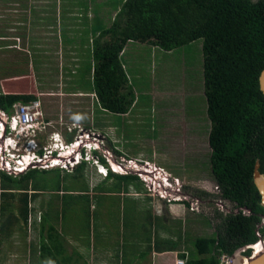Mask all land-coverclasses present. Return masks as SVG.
I'll return each mask as SVG.
<instances>
[{"label": "trees", "instance_id": "trees-1", "mask_svg": "<svg viewBox=\"0 0 264 264\" xmlns=\"http://www.w3.org/2000/svg\"><path fill=\"white\" fill-rule=\"evenodd\" d=\"M196 40L201 41L210 172L219 195L240 211L220 217L211 235L195 239L198 257L180 256L186 264H220L222 255L231 257L238 248L264 236V206L253 182L256 161L264 173V95L258 81L264 69V0H124L109 26L93 40V70L86 68L78 74H91L89 93L95 95L101 110L125 114L136 100L122 60L127 44L145 43L166 53ZM37 99L31 91L3 89L0 109L11 115L15 104ZM187 112L194 114L196 110L188 106ZM66 139L67 143L73 141L69 134ZM37 152L43 153L42 149ZM98 160L106 165L103 157L98 156ZM85 165L82 160L63 175L62 170L35 167L15 174L0 170V241L27 229L34 210L31 203L48 183L52 184L50 178L55 180L57 191L74 194L60 182L69 176L82 177ZM40 171L55 173L48 183H42L36 179ZM107 176L125 187L139 179L135 174L109 172ZM115 186L119 184L115 182ZM64 210L65 204L56 218H63ZM46 212L38 221V236L46 233V240L39 245V264H68L58 257L59 249L55 252L61 242L54 225L46 226L47 218L54 219ZM249 253L250 249L243 252Z\"/></svg>", "mask_w": 264, "mask_h": 264}, {"label": "rangeland", "instance_id": "rangeland-1", "mask_svg": "<svg viewBox=\"0 0 264 264\" xmlns=\"http://www.w3.org/2000/svg\"><path fill=\"white\" fill-rule=\"evenodd\" d=\"M24 28H27V25H24ZM56 43H59V41L55 40L54 36V45ZM59 47L54 49L52 53L54 59L52 67L45 63L44 65L38 63L36 55L28 56L24 51L15 53V51L11 50L3 55L2 53L0 54V92L3 88L31 91L38 96L41 102L42 117L37 124L38 130L34 139L43 152L44 147L51 145L52 140L50 138L53 132H59L61 138L66 131L70 132L69 130H72L70 133L73 134V140L76 138L83 140L77 147V149L79 148L78 151L75 150L74 153H70L72 156L68 154V156L62 157L61 162L58 161L60 164L66 163V167L61 164V166L50 169L44 168V165H38L35 168L70 171L77 165L76 163L74 164L75 159H79L80 162L82 161L80 154L83 151L88 156L86 157L87 160H85L87 166L83 170V176L86 180L69 176L65 178L64 182L61 180L60 183H62V186L67 185L73 191H82L85 188L86 181L87 187L92 188L95 180L97 181L95 174L97 173L96 166L92 164L93 160L90 159L91 153H88L86 148L85 150L83 149V146L91 145V147L96 146L99 149L97 153L105 159L107 166L113 165V162L124 164L129 159L135 160V157L132 156L136 155V160H147L164 168L171 176V180L176 178L182 185L180 196L176 195L178 198H175L178 202L184 201V199H186L185 201H190L193 193L198 196L199 189H207V184L212 175L209 163V122L206 115L203 114L205 99L200 72L202 71L200 40L166 53L145 43L140 45L138 42L136 46L128 48L131 60L139 59L140 61L134 66L131 64L128 66L132 69L133 76L130 77V81L133 84L136 98H138V104L133 106L131 113L127 116L101 111L93 95L86 96L85 94H79L89 92L91 79L89 75H84V73L78 74L77 72L60 70L58 65H62V61L63 64H66L65 59L68 51L60 47L62 50L60 52ZM134 47H136L135 51ZM15 67H20L26 71L14 72ZM27 69H32V71H28ZM35 70L38 72H35ZM137 71L139 79L136 78ZM21 74H29V76L25 78L18 77L19 79L17 80L15 78L8 80V78L20 76ZM4 79H7V81H4ZM188 106L189 108L191 106L194 107L196 113L188 114ZM68 117H70L69 120ZM73 119L78 120L82 125L77 127L78 125L73 122ZM109 124L116 125V128L111 131L112 136L109 133ZM16 129L19 130L20 127L17 126ZM14 132L15 130L9 129L2 132L1 139H5L9 134L14 138ZM54 137H57V135L55 134ZM25 139L22 138L19 152H16L15 156L18 153L20 155L30 151V148L26 150L24 148ZM8 143L12 145L11 147H14L12 144L13 140ZM32 145L34 144L32 143ZM9 150L12 149L10 148ZM12 151L14 152L15 149ZM64 151L54 150V155L58 153L62 154ZM140 168L145 167L142 165ZM116 169L119 170L118 168ZM0 170H2L1 167ZM53 173L55 172L49 174L41 171L37 172L36 179L42 183H48V178L53 176ZM114 173L120 174L119 172ZM172 173H174V177H172ZM50 180H52V184L48 183L46 190L41 192L43 194L37 195L35 201L31 203V207L34 210L30 214L27 229L17 231L9 239L0 241V264L40 263L36 247L46 240V233L41 237L38 236V226H40L38 221L46 211L51 212L49 216L54 217V220H56L57 215L55 214L57 211H61L62 205L64 206L65 204L63 218L59 215L57 221L59 223L55 225V234H57L60 242L64 244L62 246L63 253L65 251L69 253L68 250L73 249V242L78 240L75 231L78 229L83 231V228L89 226V224H93V216L98 217L99 215L107 214V219L117 216L113 215L110 211L106 213L107 209L105 212L100 213L92 212L93 210L90 212L91 203L88 202V197L81 193L77 194L76 192V194L65 195L64 197L57 195L53 189L55 187V180L51 178ZM115 182L120 187H125V185L119 183L117 180L109 182L107 179L105 182H101L100 185L96 184L95 186H98L96 190L92 191V189H89L91 198L95 197L101 200L97 205L98 210H104L102 207L104 201L102 199L105 200L106 198L95 195L99 190L118 192L119 186H115ZM132 184L135 189L140 188L141 192L146 191V194L154 198V209H157L160 213L164 207L168 209L171 215L169 213L167 215L166 211L163 212L165 222L162 218H159L156 225L159 228H165L171 236L175 235L176 237L177 234L180 235L181 244H183V250L187 252V256L191 258L198 257L194 244L195 239L198 236H208L212 232L209 227L207 214L209 212L213 213L215 208L220 212H224V210H220L212 202L204 203V198H200L203 200L200 203V207L192 200V203L196 204L199 211L197 209L189 211L185 205L174 204V201L169 202V200H174L173 197L175 196V184L172 181L169 186L170 188H164L165 193L156 184H143L144 188L139 180L133 181ZM132 190L129 189L127 192L130 191L132 193ZM186 191L187 194H185ZM160 194L164 195V198H160ZM46 198L49 201H46ZM120 198L122 203L129 199L126 196L119 197V195L109 198V207L113 211H116L119 216L117 220H112L116 225H120L118 220L126 224V221L133 217L132 214L133 212L135 213L138 206L134 199H130L125 205H121ZM105 201L108 202V198ZM120 206L123 207V211ZM147 206L144 207L146 208ZM150 207L151 204H149L148 210H146L148 214L151 213ZM184 207H186V210ZM70 210L75 212L78 217L81 216L83 218L79 221L70 222L69 216L72 214ZM85 215L87 216V220L84 219ZM106 218L102 217L105 220ZM83 219L85 222H82ZM89 219H91L90 223H88ZM153 219L151 218V220ZM47 220L50 222L51 218H47ZM144 223H150V218H146ZM162 223H166V227ZM156 225L151 226L155 227ZM113 231H117V229H113ZM115 233L119 234V232ZM91 242L93 243V238ZM98 242L100 243L96 235L94 242L98 247L96 251L110 245V242L101 245H98ZM106 251L117 252L115 249Z\"/></svg>", "mask_w": 264, "mask_h": 264}, {"label": "crops", "instance_id": "crops-1", "mask_svg": "<svg viewBox=\"0 0 264 264\" xmlns=\"http://www.w3.org/2000/svg\"><path fill=\"white\" fill-rule=\"evenodd\" d=\"M123 1L124 0H55L53 2V0H0V54L2 53L3 55L6 52H10L11 50L15 51V53L24 51L25 54H27L28 56L36 55L38 63H42L43 65L45 63L46 65L48 64L50 67H52L54 61L52 53L54 52V49L60 46L61 48L63 47L66 51H68L65 59L66 64H63L62 61V65H58L60 70L63 69L67 72L78 73L84 71V69L86 68H90V71H92L93 59L91 46L93 40L98 36L102 28H106L109 26V24L115 18L116 13L120 9ZM24 25H27V28H24ZM54 36L55 40L59 41V43H56L55 45ZM139 44L141 45L142 43ZM136 45L137 42H129L122 54L123 65L127 71L129 79L133 76L132 69L128 67L129 64L134 66L140 60L136 59L132 61L129 55L130 51L128 48ZM135 48L136 47H134V51ZM60 52H62L61 49ZM27 70L32 71V69ZM16 71L24 72L26 70H23L20 67H15L14 72ZM138 71L136 73L137 79H139ZM35 72L38 71L35 70ZM28 76L29 74H21L20 76L8 78V80H12L13 78L17 80L21 77L25 78ZM89 77L91 79V74L89 75ZM4 81H7V79H4ZM3 89L5 91L8 90V88ZM79 94H85L86 96L93 95V97H95L93 93L89 92ZM137 104L138 98H136L133 106H136ZM132 108L129 112L120 115H129L132 111ZM69 119L70 117H68V120ZM73 122L78 125L77 127H79V125H82L81 122H79L78 120H74ZM109 126V133L110 136H112L111 131L116 128V125L109 124ZM37 130L38 129H36L35 131L34 137H36L37 135ZM69 131L72 132V130ZM70 132L66 131V133H62L63 136H61V141L63 144L67 143L66 137L68 134L73 137V134ZM56 133H58L60 136L59 132H53L50 138L51 140H53V136ZM34 137H31V139H34ZM132 157H135L136 159V155ZM64 172L67 173L66 171H60L61 174H64ZM95 174L97 176V181L95 180V183L92 188H88L85 181L86 179L83 175L82 177L80 176L79 178L85 179V188L82 191H74V194H76L77 192V194L81 193L88 197V202L91 203L90 212L93 210L92 212L100 213L105 212L107 209L106 213H109L110 211L113 215L117 216H113L111 219H107V214L99 215L98 217L92 215L94 221L93 224H89V226L83 228V231H80L79 229L75 231L78 240H75L73 242V249H69V253H67L66 251L63 253L62 246L64 244L62 242L59 246H55V252L58 249L60 250V254L58 255V257L60 259L62 258V263L67 262L68 264H175L176 260L181 258L186 264V259L188 256H186V259L180 256L181 253H185L187 255V252L183 250L184 247L183 244H181L180 235L177 234L176 237L175 235L171 236V234L167 233L165 228H163V230L162 228H159L156 225L159 218H162L164 221L163 212L166 211L168 215L169 212L166 207L162 209L161 213L157 211V209H154V198L146 194V191L141 192L140 188L135 189L131 182L130 184H128L127 187H119L118 192L99 190V192L95 196L99 195L103 198H106L105 200H107L108 198V202L102 199L104 201V204L102 206L104 210H98L97 205L100 203L101 200H98L95 197L91 198L89 189H92V191H94L98 187L95 186L96 184L100 185L101 182L103 183L107 179L109 180V182H111V180H115V178H106L107 176H104L103 174L98 172ZM173 174L174 173H172V177H174ZM139 181L142 183L143 186L144 183L141 180ZM53 189L54 192L57 195H61V197L67 195V192H62L63 189H61L60 191H57L59 189H57V187H54ZM129 189H133V192H127ZM116 195H119V197H129L128 201H125L123 203L120 198L121 205H125V203L129 202L130 199L136 200L138 204L135 213L133 212L132 214L133 217H129L131 219L128 218L129 220L126 221V224L120 222V220H118L120 225H116L112 222V220H117L119 216L116 211H113L109 207V198ZM36 198L37 196L35 197V199ZM46 201H49L48 198H46ZM146 204L148 206L149 204H151V207L149 208L151 210L150 214L146 213V210H148V206ZM174 204L184 205L183 203ZM144 206L147 207L145 208ZM120 207L123 211V207ZM184 209L186 210V207H184ZM71 212L73 215L71 214L69 216L70 222L79 221L83 218L81 216L78 217L75 212ZM46 213L47 212L43 213L42 216L44 214L47 216ZM103 216L106 218V220L102 219ZM86 217L87 216L85 215L84 219L87 220ZM146 218H150V223H144V220ZM151 218L154 219L151 220ZM84 219L82 222H85ZM90 220L91 219H89L88 223H90ZM102 220L103 222L101 223ZM57 221L58 218H56V220L51 218V221H48L49 223L46 222V226L52 223L55 227L56 223H59ZM34 223H36V221H34ZM150 224L156 226L153 227ZM163 225L165 226L166 223ZM113 229H117V231H113ZM115 232H119V234ZM96 235L97 239L100 241V243L98 242V245H101L106 242H110V245H108L104 249H99L98 251H96V248H98L94 243ZM92 238L93 243L91 242ZM36 248V253L40 258V246L37 245ZM109 249H115L117 250V252L112 253V251H106Z\"/></svg>", "mask_w": 264, "mask_h": 264}, {"label": "built area", "instance_id": "built-area-1", "mask_svg": "<svg viewBox=\"0 0 264 264\" xmlns=\"http://www.w3.org/2000/svg\"><path fill=\"white\" fill-rule=\"evenodd\" d=\"M42 117L41 112V102L38 100L30 101L28 103H17L13 106V112L11 115H8L3 110L0 109V167L2 170L7 171L8 173H21L25 169L35 167L38 165H44V168H51L55 166H61L63 164L65 167L67 166L66 163H59L62 161V157L64 156H72L70 153H74L77 147L80 145L83 140L81 138H76L70 143H60L57 147L60 149L59 151L65 150L62 154H57L54 156V149L49 147H44V152L39 154L37 151L40 146L34 141L31 140L30 142L34 145L32 146L34 149L30 150L28 153L24 154H16L9 150L12 146L9 141L12 142L13 145L17 150L20 149L22 138L28 136H34L35 131L38 128L37 124ZM17 126L20 127L17 130ZM15 130L14 138L11 134L7 136L5 139H1V133L7 130ZM8 144V145H7ZM91 145H87L85 147L89 148ZM25 150L29 147L28 145L24 146ZM43 151V150H42ZM67 152V153H66ZM81 153V150H80ZM14 157V159H13ZM76 158V157H75ZM80 158H82L80 154ZM70 159V158H69ZM68 160V159H67ZM125 160V158H124ZM59 161V162H58ZM80 162L79 159H75L74 164ZM127 163H114L110 166V170L113 172H119L120 174H128V173H135L138 178L144 183V185H154L156 184L158 188L161 187L160 190L165 193L164 188H170L171 181L175 184L174 188V200H169V202L176 200L178 197L175 191H177V184L179 181L175 178L171 180V176L164 170V168L155 165V163H150L149 161H142V160H134L129 159L126 161ZM145 168H140L141 166ZM139 166V168H138ZM118 168L119 170H117ZM101 171V170H100ZM99 171V172H100ZM105 175V171H101ZM162 186H164L162 188ZM173 190V189H172ZM168 192V191H167ZM169 195V194H168ZM160 198H164V195H159ZM176 198V199H175ZM231 257L228 255H222L220 257V264H230ZM175 264H185L183 259H177Z\"/></svg>", "mask_w": 264, "mask_h": 264}, {"label": "flooded vegetation", "instance_id": "flooded-vegetation-1", "mask_svg": "<svg viewBox=\"0 0 264 264\" xmlns=\"http://www.w3.org/2000/svg\"><path fill=\"white\" fill-rule=\"evenodd\" d=\"M208 187H207V191L206 190H198V196L194 195V193L191 195L192 199L190 201H185L186 199H184V201H180L181 203H183L186 207H188L187 209L189 211H193L195 209H198V207H196V204L192 203V200L195 201V203L198 204V206L200 207V203L203 202V200H201L200 198H204V203H208V202H212L215 206H217L220 210H224V212H220L218 209H214L213 213H208L207 215V219L209 222V227L211 229V234L214 231V226L217 223V221L219 220L220 217H224L226 216L228 213H238L240 210L239 208L229 202V200L222 198L219 195V189L218 187L215 185V182L213 181V178H210L209 182H208ZM182 187V185L180 183L177 184V191H175V193L177 194V196H180V188ZM206 188V187H205ZM185 194H187V191L185 192ZM185 194H181V195H185ZM179 203V202H177ZM196 211V212H198ZM245 212V211H243ZM262 223H264V219L262 221ZM210 234V235H211Z\"/></svg>", "mask_w": 264, "mask_h": 264}, {"label": "water", "instance_id": "water-1", "mask_svg": "<svg viewBox=\"0 0 264 264\" xmlns=\"http://www.w3.org/2000/svg\"><path fill=\"white\" fill-rule=\"evenodd\" d=\"M259 88L264 95V69L260 72L259 77ZM253 182L260 194L261 205L264 206V173L260 171V164L256 161L253 171ZM254 246H258L254 249ZM250 249L248 255H244L243 252ZM230 264H264V236L250 245L242 248H238L231 256Z\"/></svg>", "mask_w": 264, "mask_h": 264}, {"label": "clouds", "instance_id": "clouds-1", "mask_svg": "<svg viewBox=\"0 0 264 264\" xmlns=\"http://www.w3.org/2000/svg\"><path fill=\"white\" fill-rule=\"evenodd\" d=\"M56 135H57V137H54L53 136V140H52V142H51V147L54 149V150H60L58 147H57V145L58 144H60V143H62V139L60 138V136H59V134L58 133H56ZM31 137H34V136H28V137H24V139L25 138H27V139H25V145H28L29 144V147H30V150H32V149H34L32 146V143L30 142L31 140H34L35 141V139H31ZM59 146V145H58ZM11 147V146H10ZM85 148H86V150H87V152L88 153H91V157H90V159L91 160H93L92 161V164H95V166H96V171L98 172V173H101V174H103L100 170L101 169H103V171H105V175L104 176H107L108 175V173L109 172H112V173H114L113 171H111L110 170V165L109 166H107V165H105V164H102L99 160H98V153H97V151L99 150L96 146L95 147H89V148H87V147H85V146H83V149L85 150ZM11 149L12 150H14L15 149V151H14V153H16V152H19L18 150H16V148H15V146L14 147H11ZM54 156H56V155H54ZM81 156H82V160H87V158L86 157H88V156H86L85 155V152L83 153V151H82V153H81ZM84 158V159H83ZM13 159H14V157H13ZM79 163V162H78ZM77 163V164H78ZM91 163V162H90ZM100 171V172H99Z\"/></svg>", "mask_w": 264, "mask_h": 264}, {"label": "bare ground", "instance_id": "bare-ground-1", "mask_svg": "<svg viewBox=\"0 0 264 264\" xmlns=\"http://www.w3.org/2000/svg\"><path fill=\"white\" fill-rule=\"evenodd\" d=\"M257 247H258V246H256V247L254 246V249H256Z\"/></svg>", "mask_w": 264, "mask_h": 264}]
</instances>
